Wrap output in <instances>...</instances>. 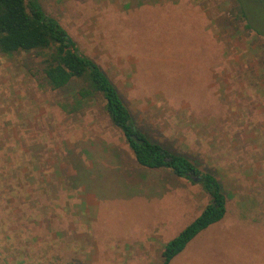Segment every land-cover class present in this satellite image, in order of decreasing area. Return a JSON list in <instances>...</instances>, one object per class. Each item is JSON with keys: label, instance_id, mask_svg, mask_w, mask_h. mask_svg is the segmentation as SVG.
<instances>
[{"label": "rangeland", "instance_id": "374dc122", "mask_svg": "<svg viewBox=\"0 0 264 264\" xmlns=\"http://www.w3.org/2000/svg\"><path fill=\"white\" fill-rule=\"evenodd\" d=\"M36 1L150 140L218 181L223 218L168 264H264V0H239L248 29L236 0ZM38 62L0 53V264H161L207 196L137 166L100 98L69 113L78 85Z\"/></svg>", "mask_w": 264, "mask_h": 264}, {"label": "trees", "instance_id": "16d2710c", "mask_svg": "<svg viewBox=\"0 0 264 264\" xmlns=\"http://www.w3.org/2000/svg\"><path fill=\"white\" fill-rule=\"evenodd\" d=\"M236 1L240 5V17L246 22L242 3ZM245 27L250 28L247 22ZM0 53L6 56L34 53L39 58V75L50 90L67 95L69 86L78 85L70 95L72 102L66 104L69 113L78 110L86 100L100 98L110 125L120 133L137 166L166 169L200 186L208 202L190 224L163 245L161 264H168L195 236L223 218L225 198L215 177L150 140L135 125L105 73L92 59L77 51L71 38L54 18L44 14L36 0H0Z\"/></svg>", "mask_w": 264, "mask_h": 264}, {"label": "water", "instance_id": "95a60500", "mask_svg": "<svg viewBox=\"0 0 264 264\" xmlns=\"http://www.w3.org/2000/svg\"><path fill=\"white\" fill-rule=\"evenodd\" d=\"M194 181H197V179H194Z\"/></svg>", "mask_w": 264, "mask_h": 264}]
</instances>
